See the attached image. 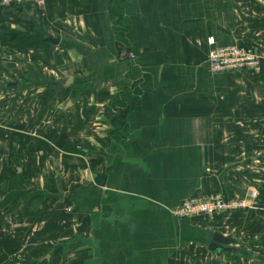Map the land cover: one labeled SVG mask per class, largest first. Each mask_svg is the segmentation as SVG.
<instances>
[{
    "label": "crops",
    "instance_id": "crops-1",
    "mask_svg": "<svg viewBox=\"0 0 264 264\" xmlns=\"http://www.w3.org/2000/svg\"><path fill=\"white\" fill-rule=\"evenodd\" d=\"M209 37L260 71L211 73ZM0 55V264H264V0L0 5ZM211 195L249 207L171 213Z\"/></svg>",
    "mask_w": 264,
    "mask_h": 264
},
{
    "label": "built area",
    "instance_id": "built-area-1",
    "mask_svg": "<svg viewBox=\"0 0 264 264\" xmlns=\"http://www.w3.org/2000/svg\"><path fill=\"white\" fill-rule=\"evenodd\" d=\"M30 4L41 8L45 0H0L3 7ZM207 65L211 73L236 72L249 70L259 72L261 55L253 46L218 45L213 37L207 39ZM249 207V201L240 198H226L220 195L208 197L190 196L183 199L172 208L171 213L177 218H190L198 215H213L216 213L236 211ZM67 209H70L67 207Z\"/></svg>",
    "mask_w": 264,
    "mask_h": 264
},
{
    "label": "rangeland",
    "instance_id": "rangeland-1",
    "mask_svg": "<svg viewBox=\"0 0 264 264\" xmlns=\"http://www.w3.org/2000/svg\"><path fill=\"white\" fill-rule=\"evenodd\" d=\"M11 56V55H10ZM9 56V57H10ZM7 55H0V61L1 60H4L6 63H8V65H10V66H14V67H16V69H20V66H22L19 62H17L18 64H16V62L15 61H13L11 58H9V57H7ZM7 75H9V74H7ZM3 77V78H2ZM0 76V78H2V79H4V80H0V99L3 101L2 103H0V106L1 107H3V109L1 110V111H4L6 108L8 109V108H11V103L13 102V101H11L10 103H9V101L10 100H8V102H5V97H6V95H13V90H14V86L12 87V89H10V87H8L7 89H6V85H5V82L4 81H6L5 79L7 78V77H4V76ZM16 77H19L18 75L17 76H15V78H14V76H13V78L12 79H16ZM28 80H30V78H28ZM2 87V88H1ZM55 90V89H54ZM15 91V90H14ZM32 91H34V93L36 92V91H46V92H44V94L46 95V96H48V97H51L53 94H51L49 91H48V89L46 88V90L45 89H34V90H32ZM10 94H9V93ZM27 93H29V92H27ZM27 93H26V96L28 97V95H27ZM12 100V99H11ZM34 107V108H33ZM36 105L35 104H33V105H30V109L32 110V112H29V114H26V113H23V112H20V111H23L25 108H26V104L25 103H18L17 105H14L13 106V108L15 109V111H17V114L18 115H21V114H24L25 116H27V118H29V115L31 116H33V117H36ZM28 111V110H27ZM20 122V121H19ZM20 124H21V127H24V128H22V130H23V132H27V136H28V131H29V122H27V120L25 121V120H23L22 122H20ZM26 128V129H25ZM18 138H20V139H22L23 137L22 136H17ZM15 170V169H14Z\"/></svg>",
    "mask_w": 264,
    "mask_h": 264
},
{
    "label": "water",
    "instance_id": "water-1",
    "mask_svg": "<svg viewBox=\"0 0 264 264\" xmlns=\"http://www.w3.org/2000/svg\"><path fill=\"white\" fill-rule=\"evenodd\" d=\"M43 41H47L52 45H57L60 41V39L58 37H53L50 35H47ZM72 81V76L68 77V79L65 82V86H68ZM228 239H224L221 235H219L218 233H214L212 239H211V243L209 244V249L211 250H222L224 245H226V243H228ZM49 259V256H46V260Z\"/></svg>",
    "mask_w": 264,
    "mask_h": 264
},
{
    "label": "trees",
    "instance_id": "trees-1",
    "mask_svg": "<svg viewBox=\"0 0 264 264\" xmlns=\"http://www.w3.org/2000/svg\"><path fill=\"white\" fill-rule=\"evenodd\" d=\"M65 149L70 151V152H79V149H76V147H73L71 145H65Z\"/></svg>",
    "mask_w": 264,
    "mask_h": 264
}]
</instances>
